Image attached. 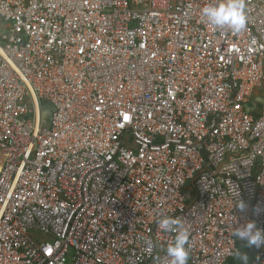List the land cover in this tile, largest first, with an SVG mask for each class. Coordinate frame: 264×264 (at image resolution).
Returning a JSON list of instances; mask_svg holds the SVG:
<instances>
[{"label": "built area", "instance_id": "2783aa9c", "mask_svg": "<svg viewBox=\"0 0 264 264\" xmlns=\"http://www.w3.org/2000/svg\"><path fill=\"white\" fill-rule=\"evenodd\" d=\"M217 2L0 0V264H169L159 215L228 264L264 230V0L239 33Z\"/></svg>", "mask_w": 264, "mask_h": 264}, {"label": "clouds", "instance_id": "9594fccd", "mask_svg": "<svg viewBox=\"0 0 264 264\" xmlns=\"http://www.w3.org/2000/svg\"><path fill=\"white\" fill-rule=\"evenodd\" d=\"M201 15L208 24L216 28H228L233 33L243 31L247 24L244 0H218L215 4H209L201 9ZM236 207L243 211L246 207L243 201L236 200ZM158 228L164 233L173 234L171 242L165 252L169 258V264H188L189 252L186 245L189 242L190 233L181 225V221L167 215H159L156 218ZM232 236L243 241L248 247H260L264 245V230L257 228L255 222L249 221L241 226L232 228ZM146 251L151 252L153 242H145ZM235 256L240 264H248V257L239 249Z\"/></svg>", "mask_w": 264, "mask_h": 264}, {"label": "trees", "instance_id": "16d2710c", "mask_svg": "<svg viewBox=\"0 0 264 264\" xmlns=\"http://www.w3.org/2000/svg\"><path fill=\"white\" fill-rule=\"evenodd\" d=\"M238 249L247 255L248 262H252L256 258L257 248L256 247H248L245 242L237 239ZM228 264H240V261L237 257L231 259Z\"/></svg>", "mask_w": 264, "mask_h": 264}, {"label": "crops", "instance_id": "0c3cea01", "mask_svg": "<svg viewBox=\"0 0 264 264\" xmlns=\"http://www.w3.org/2000/svg\"><path fill=\"white\" fill-rule=\"evenodd\" d=\"M2 162H3L2 157H0V168H1Z\"/></svg>", "mask_w": 264, "mask_h": 264}, {"label": "water", "instance_id": "95a60500", "mask_svg": "<svg viewBox=\"0 0 264 264\" xmlns=\"http://www.w3.org/2000/svg\"><path fill=\"white\" fill-rule=\"evenodd\" d=\"M49 115V111L48 112H46V116H48Z\"/></svg>", "mask_w": 264, "mask_h": 264}, {"label": "rangeland", "instance_id": "374dc122", "mask_svg": "<svg viewBox=\"0 0 264 264\" xmlns=\"http://www.w3.org/2000/svg\"><path fill=\"white\" fill-rule=\"evenodd\" d=\"M1 157V156H0Z\"/></svg>", "mask_w": 264, "mask_h": 264}]
</instances>
